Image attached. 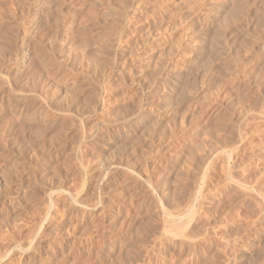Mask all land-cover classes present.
<instances>
[{"label":"rangeland","instance_id":"obj_1","mask_svg":"<svg viewBox=\"0 0 264 264\" xmlns=\"http://www.w3.org/2000/svg\"><path fill=\"white\" fill-rule=\"evenodd\" d=\"M0 264H264V0H0Z\"/></svg>","mask_w":264,"mask_h":264},{"label":"bare ground","instance_id":"obj_2","mask_svg":"<svg viewBox=\"0 0 264 264\" xmlns=\"http://www.w3.org/2000/svg\"><path fill=\"white\" fill-rule=\"evenodd\" d=\"M128 6H130V5H128ZM122 8H123V7H122ZM125 8H126V7H125ZM117 9H118V8H117ZM122 10H123V9H122ZM108 11H109V10H108ZM105 12H106V11H105ZM105 12H104V13H105ZM122 13H123V12H122ZM106 15H107V14H106ZM124 15H125V14H124ZM110 16H111V14H110ZM117 30L119 31V29H117ZM117 30H116V31H117ZM118 31H117V32H118ZM114 33H115V32H114ZM119 33H120V32H119ZM101 35H102V34H101ZM106 35H107V34H106ZM102 36H103V35H102ZM104 36H105V35H104ZM98 38H99V37H98ZM100 38H101V37H100ZM100 38H99V39H100ZM93 40H94V39H93ZM108 40H109V39H108ZM108 40H107V41H108ZM98 41H99V40H98ZM98 41H97V42H98ZM107 44H108V43H107ZM109 47H110V46H109ZM105 49H106V48H105ZM97 50H99V49H97ZM100 50H101V49H100ZM96 52H97V51H96ZM185 52H186V51H185ZM99 53L101 54V52H99ZM106 54H107V53H106ZM137 55H138V54H137ZM107 56H108V55H107ZM108 57H109V56H108ZM108 57H107V58H108ZM128 57H129V56H128ZM109 58H110V57H109ZM91 60H92V59H91ZM106 60H107V59H106ZM89 61H90V60H89ZM107 61H108V60H107ZM107 61H106V62H107ZM109 61H110V59H109ZM112 63H113V62H112ZM92 65H93V64H92ZM105 65H106V64H105ZM137 66H138V65H137ZM103 69H104V68H103ZM109 69H110V68H109ZM164 69H165V68H164ZM104 72H105V71H104ZM106 73H107V72H106ZM179 73H180V72H179ZM90 74H91V72H90ZM205 75H206V74H205ZM132 76H133V75H132ZM202 77H203V76H202ZM97 81H99V80H97ZM102 81H103V80H102ZM144 87H145V86H144ZM95 90H96V89H95ZM197 95H198V94H197ZM96 96H100V95H96ZM89 98H90V97H89ZM92 99H94V98H92ZM102 99H103V98H102ZM201 99H202V98H201ZM90 100H91V99H90ZM95 102H96V101H95ZM153 102H154V101H153ZM88 103H89V102H88ZM74 104H75V103H74ZM247 108H248V107H247ZM159 111H160V110H159ZM186 112H187V111H186ZM134 113H135V112H134ZM241 114H242V113H241ZM72 115H73V114H72ZM242 115H243V114H242ZM183 118H184V117H183ZM181 119H182V118H181ZM188 119H189V118H188ZM72 123H73V122H72ZM199 132H200V131H199ZM41 133H42V132H41ZM241 133H242V132H241ZM58 134H59V133H58ZM246 136H247V135H246ZM148 138H149V137H148ZM243 138H244V137H243ZM57 139H58V138H57ZM77 140H78V139H77ZM214 140H215V139H214ZM189 142H190V141H189ZM215 142H216V141H215ZM50 143H51V142H50ZM235 143H236V142H235ZM238 143H240V142H238ZM200 144H201V143H200ZM213 144H214V142H213ZM215 144H216V143H215ZM48 145H49V144H48ZM50 145H51V144H50ZM131 145H132V144H131ZM145 145H146V144H145ZM195 146H196V145H195ZM210 146H211V145H210ZM215 146H216V145H215ZM76 147H77V146H76ZM213 148H214V147H213ZM213 148H212V149H213ZM216 148H217V147H216ZM72 149H73V148H72ZM224 149H225V148H224ZM214 150H215V149H214ZM214 150H213V151H214ZM218 150H219V149H218ZM191 151H192V149H191ZM146 153H147V152H146ZM215 153H216V152H215ZM215 153H214V154H215ZM220 153H222V152H220ZM220 153H219V154H220ZM209 154H210V153H209ZM224 154H225V153H224ZM216 155H217V153H216ZM222 155H223V154H222ZM180 156H181V155H180ZM204 156H205V155H204ZM217 156H218V155H217ZM220 156H221V155H220ZM205 157H206V156H205ZM211 157H212V156H211ZM225 157H226V156H225ZM14 164H15V163H14ZM204 167H205V166H204ZM12 168H13V167H12ZM230 169H231V168H230ZM125 171H126V170H125ZM9 173H10V172H9ZM226 174H227V173H226ZM4 175H5V174H4ZM231 175H232V173H231ZM231 175H228V176L232 177ZM230 177H229V178H230ZM233 178H234V177H233ZM227 179H228V178H227ZM4 182H5V181H4ZM233 183H234V182H233ZM236 183H237V182H236ZM3 185H4V184H3ZM242 187L244 188V186H242ZM242 187H240V188H242ZM247 190H248V189H247ZM251 190H252V189H251ZM197 191H198V190H197ZM6 194H7V193H6ZM200 200H201V199H200ZM188 201H189V200H188ZM188 203H189V202H188ZM161 205H162V204H161ZM193 205H194V204H193ZM197 205H198V204H197ZM157 207H158V206H157ZM185 209H186V208H185ZM188 211H189V210H188ZM195 211H196V210H195ZM195 211H194V212H195ZM185 212H186V211H185ZM169 213H170V212H169ZM164 214H165V213H164ZM172 214H173V213H172ZM182 215H183V214H182ZM164 216H165V215H164ZM176 216H177V214H176ZM177 217H178V216H177ZM164 218H165V223L167 224V226H168L169 228L171 227V229L175 228V226H176L175 224H178V223L176 222L178 218L176 219L175 217H173V216H171V215H166V217H164ZM174 225H175V226H174ZM178 225H179V224H178ZM178 225H177V226H178ZM161 227H162V226H161ZM172 227H173V228H172ZM171 229H170V230H171ZM179 229H181V228H179ZM173 230H174V229H173ZM175 230H176V229H175ZM181 230H182V229H181ZM181 230L178 231V229H177L178 232H181ZM177 231H176V232H177ZM159 233H160V232H159ZM164 233H165V232H164ZM172 233H173V232H172ZM182 235H183V233H182ZM163 236H164V235H163ZM167 238H168V237H167ZM186 243H187V242H186ZM121 245H122V244H121Z\"/></svg>","mask_w":264,"mask_h":264}]
</instances>
